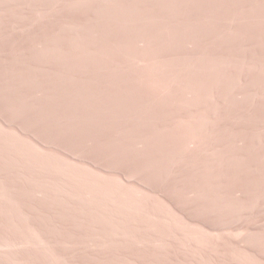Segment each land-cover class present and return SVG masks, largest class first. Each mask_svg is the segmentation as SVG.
<instances>
[{"label": "rangeland", "instance_id": "rangeland-1", "mask_svg": "<svg viewBox=\"0 0 264 264\" xmlns=\"http://www.w3.org/2000/svg\"><path fill=\"white\" fill-rule=\"evenodd\" d=\"M0 264H264V0H0Z\"/></svg>", "mask_w": 264, "mask_h": 264}]
</instances>
